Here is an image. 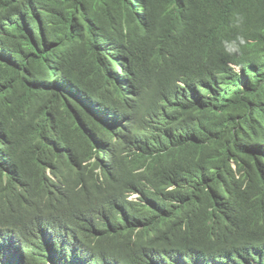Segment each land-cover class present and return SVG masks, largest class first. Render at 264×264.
I'll use <instances>...</instances> for the list:
<instances>
[{
    "label": "trees",
    "instance_id": "1",
    "mask_svg": "<svg viewBox=\"0 0 264 264\" xmlns=\"http://www.w3.org/2000/svg\"><path fill=\"white\" fill-rule=\"evenodd\" d=\"M0 264H264V0H0Z\"/></svg>",
    "mask_w": 264,
    "mask_h": 264
},
{
    "label": "clouds",
    "instance_id": "2",
    "mask_svg": "<svg viewBox=\"0 0 264 264\" xmlns=\"http://www.w3.org/2000/svg\"><path fill=\"white\" fill-rule=\"evenodd\" d=\"M244 23H245V18L242 14L235 13L233 15L231 26L236 30V34L228 38H224L220 41V49L224 56L235 57L238 54H241L243 50L248 46L249 41L247 40L244 34ZM126 64L127 61L125 59L123 60L116 59L113 62V66L116 69L117 75L112 78L117 79V77L118 78L124 77L126 80H123L121 82V88L123 87L122 88L123 90H127V92L137 96L135 92V88H137L139 92L141 91V88H139V86L137 85L138 81L133 78L134 75L124 70ZM178 84L187 89V86L184 82L179 81ZM128 197L129 200L136 199L139 197V194L130 193Z\"/></svg>",
    "mask_w": 264,
    "mask_h": 264
}]
</instances>
